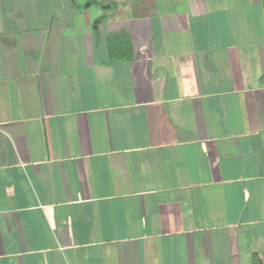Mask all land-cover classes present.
<instances>
[{
	"label": "crops",
	"instance_id": "crops-1",
	"mask_svg": "<svg viewBox=\"0 0 264 264\" xmlns=\"http://www.w3.org/2000/svg\"><path fill=\"white\" fill-rule=\"evenodd\" d=\"M0 264H264L261 0H0Z\"/></svg>",
	"mask_w": 264,
	"mask_h": 264
},
{
	"label": "trees",
	"instance_id": "trees-1",
	"mask_svg": "<svg viewBox=\"0 0 264 264\" xmlns=\"http://www.w3.org/2000/svg\"><path fill=\"white\" fill-rule=\"evenodd\" d=\"M263 5H264V0H261ZM109 44L113 45V44H120L122 46H124V48L129 49L130 48V43L129 41L124 38V37H120V36H113L109 39ZM124 51V50H123Z\"/></svg>",
	"mask_w": 264,
	"mask_h": 264
}]
</instances>
